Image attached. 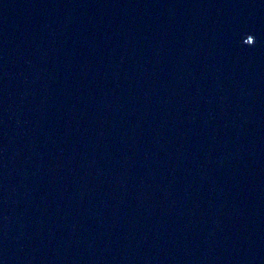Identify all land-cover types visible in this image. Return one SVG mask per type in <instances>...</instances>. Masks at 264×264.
Segmentation results:
<instances>
[{
    "label": "water",
    "instance_id": "obj_1",
    "mask_svg": "<svg viewBox=\"0 0 264 264\" xmlns=\"http://www.w3.org/2000/svg\"><path fill=\"white\" fill-rule=\"evenodd\" d=\"M0 264H264V0H0Z\"/></svg>",
    "mask_w": 264,
    "mask_h": 264
},
{
    "label": "snow or ice",
    "instance_id": "obj_2",
    "mask_svg": "<svg viewBox=\"0 0 264 264\" xmlns=\"http://www.w3.org/2000/svg\"><path fill=\"white\" fill-rule=\"evenodd\" d=\"M253 42L254 41H253L252 37H248V39L246 41H244V44H246V45H252Z\"/></svg>",
    "mask_w": 264,
    "mask_h": 264
}]
</instances>
